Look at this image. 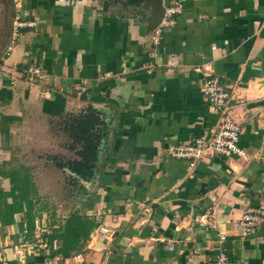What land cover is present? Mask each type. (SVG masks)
Instances as JSON below:
<instances>
[{
    "label": "crops",
    "instance_id": "0c3cea01",
    "mask_svg": "<svg viewBox=\"0 0 264 264\" xmlns=\"http://www.w3.org/2000/svg\"><path fill=\"white\" fill-rule=\"evenodd\" d=\"M160 1L164 7L174 0ZM147 5L22 0L19 9L35 25L13 35V1L0 0V191H10L13 172L35 189L31 234L24 204L10 222L0 219V260L204 264L223 252L264 264V221L248 235L240 227L247 207L264 208V0H185L157 44ZM32 64L47 74L37 85L17 71ZM206 75L229 93L225 113L202 95ZM87 109L99 113L107 132L93 178L79 179L93 200L81 212L68 196L73 174L52 157L45 164L42 153L55 145L52 121ZM224 117L239 124L240 156L208 153L189 167L167 155L170 146L211 138ZM74 212L110 233L92 229L81 250L64 257L58 242L50 249L46 233Z\"/></svg>",
    "mask_w": 264,
    "mask_h": 264
},
{
    "label": "built area",
    "instance_id": "2783aa9c",
    "mask_svg": "<svg viewBox=\"0 0 264 264\" xmlns=\"http://www.w3.org/2000/svg\"><path fill=\"white\" fill-rule=\"evenodd\" d=\"M15 12L12 19V33L16 35L24 27H32L35 22L28 17L25 10L19 9L22 0H12ZM185 0H174L164 6L163 15L159 23L152 28L150 38L157 44L163 33L173 28L176 24L177 16L183 12ZM22 79L29 85L42 83L47 74L40 64L26 65L17 70ZM0 75H3V64L0 62ZM78 90H83L79 85ZM202 95L207 99L209 105L222 113H225V105L230 99L229 93L220 84L217 77L206 75L200 88ZM240 127L239 124L228 117H224L211 138L197 137L183 143L170 146L167 155L174 159H183L189 162V167H194L198 160L210 153L215 157L240 156L241 149L238 146ZM264 221V208L258 206L247 207L240 219V227L243 235L252 232L253 227ZM110 229L106 226H99L93 230L94 235H107ZM10 263L5 259L0 260V264H23ZM204 264H248L246 260H229L223 252L218 253L214 258L207 260Z\"/></svg>",
    "mask_w": 264,
    "mask_h": 264
},
{
    "label": "trees",
    "instance_id": "16d2710c",
    "mask_svg": "<svg viewBox=\"0 0 264 264\" xmlns=\"http://www.w3.org/2000/svg\"><path fill=\"white\" fill-rule=\"evenodd\" d=\"M69 130L73 136V139L80 145V150L77 153L79 159L72 161H56L55 165L60 168H67L76 179H80L89 182L95 171V163L97 160V152L101 141L106 136V125L102 119L93 109H87L84 113H80L77 117H73ZM17 176V173L13 172L10 175L11 189L8 193L0 191V203L3 209V215L1 214L0 207V219L2 224L10 222L7 216L20 212L23 210V204L25 206L24 216L26 219L27 233L31 234L34 230V218L32 216L33 204L29 198V193L34 192L33 184L27 183L25 178ZM19 190V195H15V191ZM12 196V202L8 204L5 201L6 196ZM93 205V200H89L86 204V208H90ZM22 225V224H21ZM96 226V222L88 218L84 214L72 213L63 223L58 225L57 228L50 227V232L47 235V244L52 248L53 242H58V251L63 254L64 257H68L71 251L81 250L84 243L89 237L92 229ZM53 249V248H52ZM58 251H52V254Z\"/></svg>",
    "mask_w": 264,
    "mask_h": 264
},
{
    "label": "rangeland",
    "instance_id": "374dc122",
    "mask_svg": "<svg viewBox=\"0 0 264 264\" xmlns=\"http://www.w3.org/2000/svg\"><path fill=\"white\" fill-rule=\"evenodd\" d=\"M77 117V114H67L61 119H57L52 121L50 124V133L52 138V143H54V148L52 151L43 152L42 158L44 159V163L49 164L50 157H52L53 161H62L61 157H63L64 161H72L75 159H79L77 156L78 151L80 150V145L73 139V136L69 130L71 125V121L73 117ZM68 196L71 197V202L77 204V208L75 210L84 211L86 208V204L91 197L92 191L84 188L79 181L76 179L74 175H70L68 178ZM81 196V199L78 201V196ZM75 205V204H74ZM50 217V216H49Z\"/></svg>",
    "mask_w": 264,
    "mask_h": 264
},
{
    "label": "water",
    "instance_id": "95a60500",
    "mask_svg": "<svg viewBox=\"0 0 264 264\" xmlns=\"http://www.w3.org/2000/svg\"><path fill=\"white\" fill-rule=\"evenodd\" d=\"M147 1H148V5L146 9L150 10V22L148 26L153 28L159 23L163 15L164 7L160 0H147Z\"/></svg>",
    "mask_w": 264,
    "mask_h": 264
}]
</instances>
